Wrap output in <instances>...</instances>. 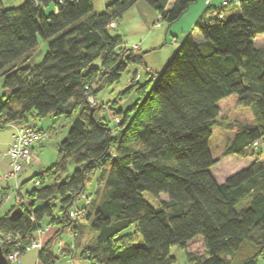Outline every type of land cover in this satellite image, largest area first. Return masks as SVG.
<instances>
[{"label":"trees","instance_id":"trees-1","mask_svg":"<svg viewBox=\"0 0 264 264\" xmlns=\"http://www.w3.org/2000/svg\"><path fill=\"white\" fill-rule=\"evenodd\" d=\"M93 1L24 0L5 8L0 0V77L8 92L0 97V128H37L47 133L42 146L49 131L29 119L63 115L70 122L56 162L30 179L39 181L36 188L23 193L20 172L15 176L20 191L9 198L15 205L0 217V232L19 235L24 248L26 236L52 226L38 250L40 264H56L54 246L68 228L65 242L74 249L56 251L70 260L78 253L89 264H177L172 246L184 251L183 264H258L264 255V47L254 39L264 34V0H223L229 4L207 11L194 24L200 42L186 35L154 79L147 75L139 86L132 78L118 99L103 103L105 110L88 97L113 86L128 65L144 64V52L109 34L111 23L141 0H105L99 13ZM142 1L169 26L197 0ZM39 37L52 40L31 68ZM132 89L137 101L116 110L113 104ZM232 94L250 109L253 124L218 119L219 101ZM103 111L113 115L106 119ZM230 155L252 162L218 182L211 168ZM69 163L76 167L72 175ZM91 175L95 187L86 195ZM143 193L165 199L153 207ZM72 210L84 215L70 218ZM86 229L93 237L81 247ZM137 234L142 243L135 242ZM195 238L201 254L187 250ZM13 247L4 245V255Z\"/></svg>","mask_w":264,"mask_h":264},{"label":"rangeland","instance_id":"rangeland-1","mask_svg":"<svg viewBox=\"0 0 264 264\" xmlns=\"http://www.w3.org/2000/svg\"><path fill=\"white\" fill-rule=\"evenodd\" d=\"M222 0L219 2L221 3ZM22 3L21 0H14L13 3H4V7H16L19 6ZM105 0H94L93 1V8L94 10L100 12L102 10V5L104 6ZM227 13V11L225 12ZM178 20L175 25L179 26V30H187L186 35L189 34L193 29V33H198V30L195 28V26H188L186 23L179 22ZM181 23V24H180ZM162 27L160 28H155L154 31H159V32H164V30L167 28V25L164 23L161 24ZM182 28V29H181ZM184 28V29H183ZM115 29L110 28L109 29V34L114 36L116 33ZM138 32V31H137ZM154 35V34H153ZM124 42L126 44L127 48H130L134 44H138L140 47V51L136 49L135 52H141L143 53L144 50H146L147 47L146 43H142L140 36L141 33H131L130 35L125 34ZM200 36V34H199ZM201 37V36H200ZM52 39L44 40L42 38H38L37 41V47L33 51L32 58L29 62V66L31 68L37 66L44 54L47 51V46L49 41ZM254 45L256 47H264V34H258L256 35L254 39ZM144 64H130L127 66L126 70L121 74L119 80L114 84V90L109 93L107 99L104 101V103L107 102H113L114 100L118 99V96L121 95L119 92H123L125 90V86L128 84V81L131 83L132 78L135 79V83L138 82L139 86L143 85L146 80L148 79V76L145 72L146 68H151L153 70H156L157 68L159 69L158 62H159V56L155 52H151L150 54H147L145 56L144 54ZM156 68V69H155ZM129 87V86H128ZM2 95H8V92L3 88V80L0 77V97ZM137 91L135 89H132L130 93L124 98L126 100L125 105L119 104V101L114 105V108L116 110L122 109L123 112L126 111V108L128 105L133 104L134 102L137 101ZM96 105L93 106L95 108H102L106 109V106L103 105L102 101H99L96 97ZM219 116L218 119H220L223 122L226 123H233V124H253L254 123V118L252 116V113L249 108H242L237 105V96L235 94H232L226 98H223L219 101ZM103 116L106 119H109L113 114L109 111H103ZM36 126L39 128L45 129L49 131V137L46 140V143L44 144V147L41 149L37 150L34 153V163L31 166H28L26 168V171L20 172L16 176L18 177V184L22 185V192L25 193L26 191L32 190L33 188H36L34 185L33 180H30L34 174L42 170L43 168L50 166L54 164L58 158V145L60 142L65 138L69 128H70V122L63 116H59L58 118H53V117H47L44 118L41 121H36ZM9 131V128H0V133L3 131ZM261 160L264 161V148L261 149ZM252 162V158H239L236 155H230L222 159L217 165L211 168V173L214 176V178L218 182H223L224 179L228 176L233 175L237 171L245 168ZM75 165L72 163H69L67 166V174L72 175ZM16 177H10L8 179V184L10 186V191H14V182ZM95 176H90L86 182H85V187L83 192L86 195H91L94 187H95ZM23 183V184H22ZM48 180L46 179L44 183H42V186L39 188H42L45 185H48ZM13 188V189H12ZM143 197L148 201V203L156 207L158 206V202L162 201L165 199V196L159 195L156 199L151 196L148 193H143ZM26 202L30 203V200L25 197ZM54 202V201H50ZM56 202V201H55ZM15 203L13 199H8L5 201L4 205L0 209V217L5 215L12 206H14ZM38 206L42 205V203H37ZM83 225H87L88 221L83 220L81 222ZM70 228L66 229L64 233L62 234V239L63 241L69 242L71 240L69 236V231ZM135 230L134 225L131 226L129 229L124 231L125 234L133 232ZM92 234L89 233L86 230H84V233L81 234L80 242H81V247H85V245L88 243V241L92 238ZM135 242L137 243H142V237L140 234H137V237L135 239ZM187 250L195 253V254H201L202 253V242L200 238H195L192 240L188 246ZM54 253L55 256L57 257L56 264H89L87 260L81 259L78 257V253L76 255V258L74 260H70L69 257L67 256H61L57 251H56V246H54ZM170 254L176 258L177 264H183L185 260V254L182 249H180L178 246H172L170 248ZM38 250L36 249H31L27 251L21 258H20V263L21 264H40L38 262ZM258 264H264V255L258 260Z\"/></svg>","mask_w":264,"mask_h":264},{"label":"crops","instance_id":"crops-1","mask_svg":"<svg viewBox=\"0 0 264 264\" xmlns=\"http://www.w3.org/2000/svg\"><path fill=\"white\" fill-rule=\"evenodd\" d=\"M1 1L4 6V3H13L14 0H1ZM21 1L23 2L24 0ZM172 1L173 0H170L169 3H171ZM219 1L220 0H197L195 3L190 5L187 12L179 19L180 20L179 22H181L182 20L183 24L186 23L189 27L194 26L197 19L203 16L207 11H213L215 9L220 8L223 0L221 1V3ZM229 1H233V0H229ZM104 6L102 5V10H100V12L103 11ZM94 12L99 13L96 10H94ZM161 24L162 23L160 21L159 15L146 2L141 0L138 1L134 6H132L129 10H127L123 14L122 18L117 22L116 27H110L116 30L115 35L120 37L122 44L125 46L126 44L123 39L125 37L124 36L125 34L130 35L131 33H135V32L141 33L140 36L141 42L146 43L145 47H147L146 50H144L145 56L147 54H150L151 52H155L159 56L158 57L159 69L155 68L156 70H153L151 68H146L145 70L146 74L149 75V77L150 76L153 77V79L163 70V68L169 62L174 51L178 47L179 43L186 36V32H187V30H179L180 29L179 26L175 25L176 22L167 26L164 32L154 31L155 28L158 29L162 27ZM191 30L192 31L189 32V34L193 38L194 42L196 43L200 42L201 37L199 36V34L193 33V29ZM133 46H137V51L138 50L140 51V47L138 44H134L130 48H132ZM129 85L130 82L128 81V84L125 86V89ZM113 86L102 90L97 95V99L104 103L109 93L114 90ZM119 93L121 94V92ZM119 104L125 105L126 100H121ZM29 123L36 125V121L33 120L32 118L29 119ZM11 132H12V128L11 129L9 128V131L5 130L0 133V175L8 173L10 170V160L7 155V148L9 145ZM44 144L42 146H37L33 148L32 150L33 157H34V153L37 150L44 147ZM4 186L10 188L8 184V180H6L4 183H0V189ZM53 232L54 230H50L49 232L44 234L43 236L44 243L49 240Z\"/></svg>","mask_w":264,"mask_h":264},{"label":"built area","instance_id":"built-area-1","mask_svg":"<svg viewBox=\"0 0 264 264\" xmlns=\"http://www.w3.org/2000/svg\"><path fill=\"white\" fill-rule=\"evenodd\" d=\"M229 3L224 1L222 3L223 6H227ZM233 4H238V1L235 0ZM116 24L113 22L111 26L114 27ZM133 50L137 49V46L132 47ZM88 102L91 106L96 105V100L92 97H88ZM12 127L11 133V141L9 143V148L7 150V155L10 160V170L8 173L0 175V183H4L10 177H15L19 172H21L27 165H29L33 161V156L31 154V148L34 146H39L44 139L47 137V133L38 130L37 128L30 127L28 125L24 126H17V125H10ZM35 185L39 184V181H34ZM19 189L16 186L14 191L10 193H1L0 192V203L4 202L5 200L9 199L12 195H18ZM88 198L86 202H88ZM83 216L84 213L82 211L72 210L69 212V217L74 218L76 215ZM50 230H54L52 226H46L43 229H38L34 235L26 236L28 240L27 245L22 248L21 243H18L17 240L19 239V235L17 234H4L0 232V247L3 248L5 245H12L14 246V250L9 252L5 255L8 264H21V250L26 249L29 251L31 249L40 250L43 245V236L45 233L49 232ZM65 246H68V249L72 251L74 249V244L58 240L56 242V249L61 251Z\"/></svg>","mask_w":264,"mask_h":264},{"label":"water","instance_id":"water-1","mask_svg":"<svg viewBox=\"0 0 264 264\" xmlns=\"http://www.w3.org/2000/svg\"><path fill=\"white\" fill-rule=\"evenodd\" d=\"M18 212H19L18 209L14 210L12 216L17 215ZM0 264H8L1 247H0Z\"/></svg>","mask_w":264,"mask_h":264}]
</instances>
